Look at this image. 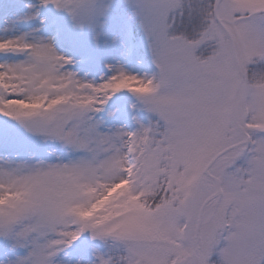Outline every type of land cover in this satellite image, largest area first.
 Returning a JSON list of instances; mask_svg holds the SVG:
<instances>
[{
  "label": "snow or ice",
  "instance_id": "6c2138e0",
  "mask_svg": "<svg viewBox=\"0 0 264 264\" xmlns=\"http://www.w3.org/2000/svg\"><path fill=\"white\" fill-rule=\"evenodd\" d=\"M0 264H264V0H0Z\"/></svg>",
  "mask_w": 264,
  "mask_h": 264
}]
</instances>
